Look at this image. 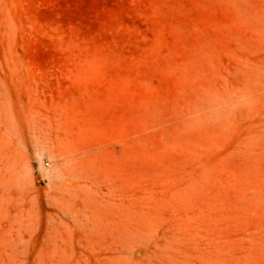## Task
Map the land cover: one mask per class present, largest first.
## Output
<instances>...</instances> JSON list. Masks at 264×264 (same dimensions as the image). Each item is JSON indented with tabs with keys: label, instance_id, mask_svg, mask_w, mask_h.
Listing matches in <instances>:
<instances>
[{
	"label": "rangeland",
	"instance_id": "1",
	"mask_svg": "<svg viewBox=\"0 0 264 264\" xmlns=\"http://www.w3.org/2000/svg\"><path fill=\"white\" fill-rule=\"evenodd\" d=\"M0 264H264V0H0Z\"/></svg>",
	"mask_w": 264,
	"mask_h": 264
}]
</instances>
